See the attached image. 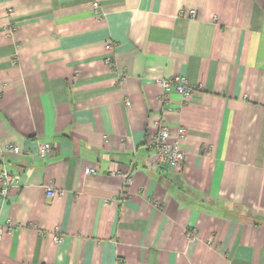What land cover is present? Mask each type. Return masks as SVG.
I'll use <instances>...</instances> for the list:
<instances>
[{
  "label": "crops",
  "instance_id": "obj_1",
  "mask_svg": "<svg viewBox=\"0 0 264 264\" xmlns=\"http://www.w3.org/2000/svg\"><path fill=\"white\" fill-rule=\"evenodd\" d=\"M3 164L0 264H264V0H0Z\"/></svg>",
  "mask_w": 264,
  "mask_h": 264
},
{
  "label": "built area",
  "instance_id": "obj_2",
  "mask_svg": "<svg viewBox=\"0 0 264 264\" xmlns=\"http://www.w3.org/2000/svg\"><path fill=\"white\" fill-rule=\"evenodd\" d=\"M98 6L95 3V7ZM194 10L190 11L193 16ZM106 50H112V44L107 43ZM106 63L112 65L111 58L105 59ZM164 93L170 92L172 89L181 96L184 102L189 101L194 92L201 88V85L195 86L189 83L187 78L182 75H176L171 78L157 79ZM128 103V102H127ZM186 132L184 127H177L173 131L163 123L158 124L157 132L155 136L151 137L148 142V146L154 151L156 161L159 164L166 165L168 167H178L185 160V154L181 149L180 143L185 138ZM6 150L19 152V146L17 144L9 143L5 146ZM51 151V144L48 142H39L36 148V153L40 158H44ZM87 174H94L95 169L89 168L86 170ZM16 176L11 173L3 164L0 167V200L3 202L9 197L10 190L15 186ZM130 177H125L122 190L130 184ZM44 192L46 197H53L57 194V190L51 184L44 185ZM6 229V226L0 225V235ZM188 236L194 237V230L189 231ZM53 241L60 243L63 239L62 235L56 230L53 235Z\"/></svg>",
  "mask_w": 264,
  "mask_h": 264
}]
</instances>
